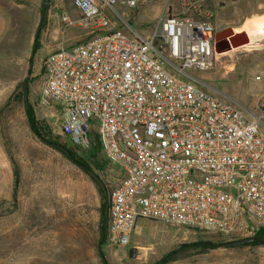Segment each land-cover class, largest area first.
Segmentation results:
<instances>
[{
  "label": "built area",
  "instance_id": "1",
  "mask_svg": "<svg viewBox=\"0 0 264 264\" xmlns=\"http://www.w3.org/2000/svg\"><path fill=\"white\" fill-rule=\"evenodd\" d=\"M150 1L70 0L79 16L62 22L92 35L45 57L38 106L59 109L58 129L80 151L96 134L110 247H127L138 220L251 238L264 228V91L244 113L191 77L219 56L221 28L197 0H179V15L165 7L151 38L110 29L107 13L122 16L116 6Z\"/></svg>",
  "mask_w": 264,
  "mask_h": 264
},
{
  "label": "rangeland",
  "instance_id": "2",
  "mask_svg": "<svg viewBox=\"0 0 264 264\" xmlns=\"http://www.w3.org/2000/svg\"><path fill=\"white\" fill-rule=\"evenodd\" d=\"M66 3L70 0H0V264H102L100 253L107 264H156L178 245L217 241L218 237L138 220L127 247H110L105 241L99 245L98 187L81 168L32 134L21 104L25 81L27 102L42 138L84 162L85 153L58 129L59 109L37 103L45 57L92 35L71 40L70 29L79 27L62 22ZM197 5L221 29L240 30L264 15V0H197ZM163 7L181 12L179 0H152L133 10L116 6L122 16H112L110 22L129 37L151 38L159 30ZM260 63L264 64L263 44L221 54L211 69L189 74L203 90L246 113L255 108L253 92L264 84L263 79L255 80L264 71ZM86 163L106 191L105 174ZM167 264H264V245L220 246L205 252L186 249Z\"/></svg>",
  "mask_w": 264,
  "mask_h": 264
},
{
  "label": "trees",
  "instance_id": "3",
  "mask_svg": "<svg viewBox=\"0 0 264 264\" xmlns=\"http://www.w3.org/2000/svg\"><path fill=\"white\" fill-rule=\"evenodd\" d=\"M40 28H41V25H39V30H40ZM38 35H39V32L37 31V33L35 35V38H34V45L32 47V55H34L35 50H36V43H37ZM21 96H23V91L21 92ZM21 104L23 106V110H24V113H25L26 121L28 123L29 129L32 132V134L36 138H38L40 141L44 142L48 146H51L53 149H55L57 152H59L61 155H63L66 159H68L69 161H71L72 163L77 165L79 168H81V170L85 174H87L89 176L90 180L98 187V190H99V193H100V197L102 199V203H101V206H100V218H101L100 230L103 231V239L99 241V245H102L104 243V241L106 242V217H105V212H106V209H107V191H108V188H107L106 191H103L99 187V185L94 181V179L92 177H90L88 172H92L93 173V170L86 163V162H88V163L91 162V165L94 167L95 170L105 174V171L107 169V164L104 162L103 158L101 157L99 143H98L96 134L93 133L91 148L88 151H82L83 153H85V159H83L84 160V162H83V161L75 158L70 150L64 149L63 147H60L58 145H54L50 141H47L44 138H42V136H41V134L39 132L38 126H37V122H36L32 107L29 105L28 102L26 103L23 98H21ZM96 176L99 177L97 174H96ZM105 186H106V184H105ZM253 237L256 238L255 242L248 243V244H242V245L243 246L264 245V228L260 229L258 232H256V234ZM235 240H239V239H233V240H230V241H235ZM230 241H227L225 239H222V238L218 237L217 241H202V240H199V241L194 242L192 244H186V245L182 246L181 248H179L178 250H174V251H171V252L167 253L165 255V257H163V259H162L163 263H161V264H167V263L171 262L173 260V257L177 253L182 251V250L197 249L199 251L205 252V251H208V250L216 249V248L220 247V244H223V243H226V242H230ZM99 256H100L99 257L100 258V262L102 264H107L105 259H104V257H103V255H102V253H100Z\"/></svg>",
  "mask_w": 264,
  "mask_h": 264
},
{
  "label": "water",
  "instance_id": "4",
  "mask_svg": "<svg viewBox=\"0 0 264 264\" xmlns=\"http://www.w3.org/2000/svg\"><path fill=\"white\" fill-rule=\"evenodd\" d=\"M249 37L245 32L241 33H234L232 28H224L217 31V33L214 35V51L216 53H222V52H230L231 50H237L245 48V46L249 45ZM23 97L24 101L27 103V84L24 81L23 82ZM65 151V150H64ZM90 177L94 179V181L99 185V187L104 191L103 183L100 181V179L92 172H88ZM106 217V212H105ZM103 239V231H100V240ZM256 238H244L239 239L235 241L226 242L223 244H220L222 247H230V246H237L242 244H248L255 242ZM183 245H178L176 249L181 248ZM163 263V260H160L156 264Z\"/></svg>",
  "mask_w": 264,
  "mask_h": 264
},
{
  "label": "crops",
  "instance_id": "5",
  "mask_svg": "<svg viewBox=\"0 0 264 264\" xmlns=\"http://www.w3.org/2000/svg\"><path fill=\"white\" fill-rule=\"evenodd\" d=\"M65 6H66V12H63L62 15L65 14L66 17L68 19L72 20V21L76 20L78 18V16H79L78 12L71 6L70 3H66ZM163 9H164V7H163ZM163 9L161 10V16L163 15ZM170 13L179 15V11L178 10H176L175 13H174V11H172ZM10 15H11L10 18H12V14H10ZM262 16H264V15H261L260 17H262ZM111 17H112L111 13H107V18H108L109 22H110ZM13 24H14V22L11 20L10 23H9V26L13 27ZM110 29L117 30V27H116V23L115 22H110ZM88 33L89 32H87L85 30H81L79 28H76V29H70L69 35L71 37V40H73V41H78L79 40L80 41L85 36H87ZM81 42H83V41H81ZM262 64L263 63H260L259 65L262 66ZM262 70H264V68ZM263 90H264V84H263V86L258 91L253 92V94H252V98H253L252 103L253 104L252 105H254L256 103L258 97L261 95V93L263 92Z\"/></svg>",
  "mask_w": 264,
  "mask_h": 264
},
{
  "label": "bare ground",
  "instance_id": "6",
  "mask_svg": "<svg viewBox=\"0 0 264 264\" xmlns=\"http://www.w3.org/2000/svg\"><path fill=\"white\" fill-rule=\"evenodd\" d=\"M234 33L245 32L249 37V45L245 48H257L260 45H264V16L258 17L257 19L246 22L239 30H233ZM227 52H222L218 55Z\"/></svg>",
  "mask_w": 264,
  "mask_h": 264
}]
</instances>
